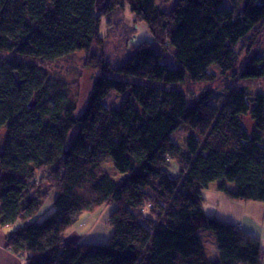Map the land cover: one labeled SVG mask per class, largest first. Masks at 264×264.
Here are the masks:
<instances>
[{"label": "trees", "instance_id": "obj_1", "mask_svg": "<svg viewBox=\"0 0 264 264\" xmlns=\"http://www.w3.org/2000/svg\"><path fill=\"white\" fill-rule=\"evenodd\" d=\"M125 4L174 68L147 43L115 69L106 61L100 23ZM263 22L264 0H0V230L22 222L7 232V250L22 264H261L259 239L203 204L211 185L264 203V93L232 88L216 108L209 92L187 94L183 85L218 74L264 79V55L252 50ZM81 53L100 75L78 110L69 83L46 66ZM111 92L123 97L117 107L103 103ZM85 126L122 181L77 152L79 142L90 148ZM181 126L185 151L173 139ZM61 158L59 177L52 168ZM49 196L53 211L38 222ZM104 206L113 207L105 243L65 239Z\"/></svg>", "mask_w": 264, "mask_h": 264}, {"label": "rangeland", "instance_id": "obj_2", "mask_svg": "<svg viewBox=\"0 0 264 264\" xmlns=\"http://www.w3.org/2000/svg\"><path fill=\"white\" fill-rule=\"evenodd\" d=\"M155 2L159 5L162 3V0H155ZM257 30L259 31V34L256 37V41L252 50H258L264 55V22L258 27ZM100 35L101 37L105 38L103 44L104 57L113 69L130 59L137 52L139 46L143 43H147L150 46H153L157 51L161 52L163 55L162 62L168 67L174 68V63L171 59V52H162L163 49L159 48L153 41V37L147 25L144 22L137 21L134 15L130 12L129 6L126 4L123 8L117 9L111 12L108 16L102 18L100 23ZM244 44L245 41H242L240 43V47H244ZM242 56H244V54H242ZM84 58L85 56L83 53L73 54L65 58L62 62L56 64L53 63L46 66V68L51 72H55L59 78L63 79L64 81L66 80L69 83L72 93L76 98L78 110L84 108L88 93L92 87L93 80L96 76L100 75L99 71L88 69L84 66ZM240 66H242V64ZM239 87H245L250 92L262 91V93H264V79L243 81L240 79H233V77H230L229 75L219 76L218 74L217 79L213 83L192 84L188 82L183 85V89L187 94L199 96L201 93L209 92L211 95L209 104L216 108L220 107L223 100L226 98L227 94L232 88ZM122 98V96L117 95L115 92H111L109 96L103 100V103L107 107H117L120 105ZM247 122L249 123L248 120ZM84 131L87 133L90 148H87L79 142L77 145V152L82 154H93L94 156L98 157L100 159L102 170L115 182L122 181L124 176L118 174L115 171L113 163L109 157L108 149L100 142L95 130L85 126ZM76 132L77 130H73L71 132L70 139H74L76 137ZM186 133V128L181 126L173 134L174 141L183 151H185ZM65 164V158H61L59 162L52 168L56 176L60 177L62 175ZM177 170L178 169L175 166L169 167L168 173L170 177H176L178 173ZM41 187L43 190L48 188V186L44 183ZM209 188L213 189L215 186L211 185ZM126 189L129 192L131 200L133 202H137V186L135 184H129L126 186ZM52 202L53 198L51 196L45 199L44 204L35 218L36 221L41 222L53 211ZM112 209V206H104L97 209L93 213L83 214L79 222L73 226L71 230H69L67 235L73 234L70 237H80V240L83 241L84 239H87L86 233H90L89 235L92 241L89 240L87 243H105L110 232V229L107 226V219L112 213H110ZM21 225L22 222L18 221L11 229H5L4 231L6 232L7 230L10 232ZM75 233L78 236H75ZM201 233L202 235L206 234V232ZM207 233L210 234L209 232ZM0 234V242H3L5 233L3 232ZM213 245L214 239L212 238L211 241L206 245L207 251H209V248L215 249ZM212 253L209 252L208 256L210 257Z\"/></svg>", "mask_w": 264, "mask_h": 264}, {"label": "crops", "instance_id": "obj_3", "mask_svg": "<svg viewBox=\"0 0 264 264\" xmlns=\"http://www.w3.org/2000/svg\"><path fill=\"white\" fill-rule=\"evenodd\" d=\"M204 200L203 209L205 214L222 222L237 226L241 231L259 239L262 248L261 264H264V203L235 201L228 198L225 194L217 192L215 188H209L204 192ZM112 211L113 209L110 213ZM4 230L1 229L0 233L4 232L6 238L8 231L6 230L5 232ZM110 232L108 238L111 236ZM86 234L87 239L83 241L80 240V237H70L73 234L67 235L65 239L68 241H92L90 233ZM75 236L78 235L75 233ZM5 238L3 242H0V264H22L20 259L7 250Z\"/></svg>", "mask_w": 264, "mask_h": 264}, {"label": "water", "instance_id": "obj_4", "mask_svg": "<svg viewBox=\"0 0 264 264\" xmlns=\"http://www.w3.org/2000/svg\"><path fill=\"white\" fill-rule=\"evenodd\" d=\"M14 80H15V82H16V84H17V86H19L20 85V83H19V81H18V77L15 75L14 76Z\"/></svg>", "mask_w": 264, "mask_h": 264}]
</instances>
